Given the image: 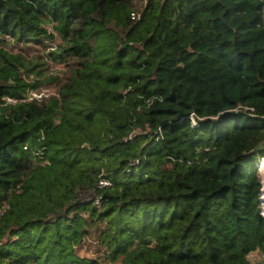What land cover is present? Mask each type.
<instances>
[{
	"label": "trees",
	"instance_id": "16d2710c",
	"mask_svg": "<svg viewBox=\"0 0 264 264\" xmlns=\"http://www.w3.org/2000/svg\"><path fill=\"white\" fill-rule=\"evenodd\" d=\"M262 156L264 0H0V264H250Z\"/></svg>",
	"mask_w": 264,
	"mask_h": 264
},
{
	"label": "rangeland",
	"instance_id": "374dc122",
	"mask_svg": "<svg viewBox=\"0 0 264 264\" xmlns=\"http://www.w3.org/2000/svg\"><path fill=\"white\" fill-rule=\"evenodd\" d=\"M6 50H8L11 53H22L23 55H26L28 58L32 59L34 63H39V69H41L43 76L47 74H60L62 76L61 72V66L54 64L53 61L49 58L47 55V48H44L42 46H33L30 48H25L22 45L16 44L14 41L7 38V42L1 45ZM57 91V83L56 82H48L45 80V84L38 90H31L29 92L30 97L34 96H41L42 94H52L56 93ZM11 101H15L12 99H8ZM262 180L264 179L263 173H261ZM81 253L83 255H95V246L94 245H83Z\"/></svg>",
	"mask_w": 264,
	"mask_h": 264
},
{
	"label": "built area",
	"instance_id": "2783aa9c",
	"mask_svg": "<svg viewBox=\"0 0 264 264\" xmlns=\"http://www.w3.org/2000/svg\"><path fill=\"white\" fill-rule=\"evenodd\" d=\"M141 14L138 12H133L132 13V18L133 19H140ZM9 38V37H7ZM10 39V38H9ZM247 110H252V108H247ZM190 119L193 125H197L198 121L201 119L199 118L196 113H192L190 115ZM131 137V136H130ZM261 173H263L264 176V156L260 157L258 161V174L260 177V180L262 182V192L260 195V204H259V209L261 214L264 216V179L262 180L261 178ZM111 185V181L105 177H101L95 185L88 187L84 189L80 194L79 198L85 201H90L94 203L96 206H100L101 204V199H102V193L101 191L109 187ZM3 214V210H0V215ZM248 260L250 264H264V254L260 252H252L248 255Z\"/></svg>",
	"mask_w": 264,
	"mask_h": 264
}]
</instances>
